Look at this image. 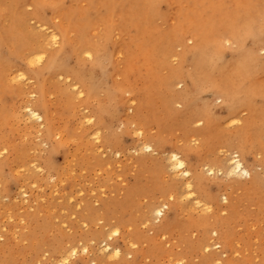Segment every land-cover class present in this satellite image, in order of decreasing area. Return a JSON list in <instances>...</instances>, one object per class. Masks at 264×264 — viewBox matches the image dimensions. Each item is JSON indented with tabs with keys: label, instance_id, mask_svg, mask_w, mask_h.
I'll return each instance as SVG.
<instances>
[{
	"label": "rangeland",
	"instance_id": "obj_1",
	"mask_svg": "<svg viewBox=\"0 0 264 264\" xmlns=\"http://www.w3.org/2000/svg\"><path fill=\"white\" fill-rule=\"evenodd\" d=\"M57 30L61 42L46 44ZM0 34V262L52 264L78 249L68 264H264V0H0ZM233 100L252 104L238 124ZM139 131L158 153L134 151ZM176 151L206 178L195 197L209 212L184 200L166 162ZM236 155L256 182L217 172ZM109 235L119 258L101 252ZM202 238L219 245L199 250Z\"/></svg>",
	"mask_w": 264,
	"mask_h": 264
},
{
	"label": "bare ground",
	"instance_id": "obj_2",
	"mask_svg": "<svg viewBox=\"0 0 264 264\" xmlns=\"http://www.w3.org/2000/svg\"><path fill=\"white\" fill-rule=\"evenodd\" d=\"M45 27V26H44ZM60 31H56V33L54 32V31H51L50 32V34H49V36H48V39H46V41L44 40V42H46V44H51L52 46H56L57 44H59L60 42H61V40H60V37H62V35L59 33ZM48 33V32H47ZM239 34V31L238 30H234L231 34H232V37L235 39V38H237V39H240V38H242V36H236V34ZM224 36H226V35H224ZM2 34H0V42L1 43H3V39H2ZM53 37H55V39H53ZM179 39V38H178ZM227 39H228V37H227ZM254 39V38H253ZM179 41V40H178ZM182 40H180V42H181ZM43 42V43H44ZM42 43V44H43ZM199 43V41L197 40V44ZM196 44V45H197ZM256 45H257V43H256ZM70 48H71V46H69V45H66V46H64L63 45V48L62 49H65V50H68V51H70ZM200 49H201V47H198V48H193V49H190V53L191 54H193V56H194V59L196 58V62H198L199 63V61L198 60H200V56H199V54H202L201 52H200ZM87 53H89L90 54V52H87ZM212 53H216L215 55H217L219 52L217 51V49H216V47H215V50H211L210 48L207 50V51H205L204 53H203V55H204V57H206V56H208V57H212V56H214ZM234 54V53H233ZM30 55L28 54L26 57H24V59H26V60H28V57H29ZM46 59V50H41V51H39L38 52V54H37V57H36V61L35 62H31V64L32 65H36V64H42L43 62H44V60ZM191 59V58H190ZM218 61V60H217ZM189 63H190V60H189ZM258 64H259V66H261V67H263L264 68V63L263 62H261V61H259L258 62ZM222 65V64H221ZM51 66H52V61H51V59L49 58L48 60H47V62H46V64L44 65V67L41 69V70H39V71H41V75H40V78H43V76H45V77H48V75H49V73H47V72H49V70H50V68H51ZM220 66V65H219ZM94 74V73H93ZM22 76H23V74H22ZM21 78H24V77H21V75L19 74V75H17V76H14L13 77V79L11 78V80L12 81H14V82H16V81H19V82H21V80H23V79H21ZM44 79V78H43ZM48 79V78H47ZM189 80V79H188ZM45 82V81H44ZM188 82V81H187ZM189 85V84H188ZM190 85H192V84H190ZM248 87V86H247ZM41 89V88H40ZM74 90H79L78 88H77V86L75 85L74 86ZM190 90V89H189ZM193 91V90H192ZM212 92L213 93H215L216 95L217 94H223L224 95V93H225V90H222V89H220V88H216V87H213L212 88ZM250 92V91H249ZM253 92V91H252ZM40 94V93H39ZM194 94V93H193ZM252 94V93H251ZM247 96V95H246ZM243 103V102H242ZM249 104H241V101L239 100V101H237V100H233L232 101V103L230 104V105H226L227 106V109H228V111H230V110H233V112L231 111V113L230 114H227V115H230V116H234L232 119H230L231 120V123L232 124H238L239 122H240V120H239V118H241V114H243L244 112H246V110L249 108V107H251L252 106V104L250 103V102H248ZM43 105V104H42ZM251 105V106H250ZM244 106V107H243ZM133 105L131 106V110H133ZM44 108V107H43ZM247 108V109H246ZM25 112H26V115L28 116V118H29V121H32L33 123H35V124H37V125H39L40 127L41 126H43V124H45L46 122H47V119H46V116H45V113L44 112H42V109L41 108H37V107H33V106H25ZM209 113V112H208ZM102 114V113H101ZM101 114H98V116L100 117V115ZM248 114V113H247ZM236 115V116H235ZM213 115H211L210 116V113H209V115L207 116V118L205 119L206 121L207 120H210V119H212L213 117H212ZM192 117L193 118H195L194 117V115H192ZM199 120H202V118H201V115H198L197 114V116H196ZM250 119V118H249ZM195 120V119H194ZM204 120V119H203ZM88 121V120H87ZM90 121V120H89ZM198 121V120H197ZM234 121H235V123H234ZM194 123V122H193ZM197 123V122H196ZM250 123V121H248V124ZM38 126V127H39ZM260 127H262V126H260ZM210 131V130H209ZM41 132V131H40ZM44 134H46L48 137H51V133H50V131H46L45 130V132H44ZM138 143H137V147L138 148H136L134 151L135 152H140V153H142V152H145V153H147V154H149V155H151L152 156V154L154 153V152H156V153H158L157 151V149L155 148V146L154 145H152V143L150 142V141H145L144 140V134H143V132L142 131H139L138 133ZM255 134V133H254ZM253 136V135H252ZM261 136V135H260ZM99 136H97V138H98ZM99 139V138H98ZM257 142H259V141H257ZM248 148V147H247ZM248 150V149H247ZM262 150V149H261ZM119 152V151H118ZM171 153H173V152H171ZM180 154V153H179ZM179 154H177V151H176V153H173L171 156H169L168 158H167V161L166 162H169V166L168 167H170L169 169L172 171V174L176 177L177 176V178L179 177L180 179H182L181 180V184L182 185H184L185 186V194H184V196H183V198H184V200L185 201H194L193 203H195L198 207H200V208H202L204 211H207V212H209L211 209H210V205H208L207 203H203V201L202 200H199L197 197H195V195H196V192L197 191H202V192H204L205 191V189H206V186L208 185V183H206L207 182V180H206V178L204 177V175L202 174V173H199V174H197V175H195V176H193V177H191V170H190V168H189V166H188V162H187V159L186 158H184V157H181ZM234 154H236V153H234ZM257 154V153H256ZM116 155H117V153H116ZM169 155V154H168ZM201 155V154H200ZM173 156H175L177 159L176 160H173ZM201 157V156H200ZM201 158H203V157H201ZM251 158V157H250ZM207 159V158H206ZM204 160V159H203ZM207 161V160H206ZM200 162V161H199ZM228 162V161H227ZM54 163V162H53ZM177 163H179V164H182L183 165V167H177ZM229 163V162H228ZM195 165H196V163H195ZM194 165V166H195ZM208 165V163L206 164V166ZM215 166V165H214ZM257 168V167H256ZM255 168V169H256ZM258 168H260V167H258ZM167 169V168H166ZM168 169V170H169ZM217 169V172L219 173V172H225V174L226 175H228L227 177H229V178H234V177H236V178H238V179H241V180H247V179H249L251 182L252 181H254V182H256L257 181V178H258V174L257 173H255L253 170V168H251V167H249L248 166V164H246L245 163V161H244V159L243 158H241V156L240 155H236V157H232V159L230 160V163H229V167L227 166L226 168H223V167H218V168H216ZM216 169H214V168H212V167H209V168H207V172L209 173V174H211V175H213V174H215L216 172ZM264 169V168H263ZM262 169V170H263ZM14 170V169H13ZM42 170V169H41ZM204 170V169H203ZM224 170V171H223ZM40 171V170H39ZM199 171V170H198ZM206 171V170H205ZM45 172V171H44ZM185 172H187L188 173V175L187 176H185L183 173H185ZM193 172V171H192ZM14 173V172H13ZM16 175H20V174H16ZM56 175V174H55ZM224 175V174H223ZM58 176V175H57ZM51 177V176H50ZM54 177V176H53ZM154 177V176H153ZM150 178H151V176H150ZM55 179V178H54ZM152 179V178H151ZM52 180H53V178H52ZM50 181H51V179H50ZM154 182V181H153ZM150 184V183H149ZM195 185V186H194ZM24 186V185H23ZM154 186V185H153ZM151 187V186H150ZM196 187V188H195ZM235 187V186H234ZM24 188V187H23ZM230 188V187H229ZM139 189V188H138ZM138 189H135L132 193H131V197H132V195H134V194H138V193H144V192H147L148 190L147 189H142L141 191L140 190H138ZM141 189V188H140ZM152 189V188H151ZM198 189V190H197ZM19 194V193H18ZM22 195H23V197H25L27 194H26V191H24L23 190V192H22ZM222 196L224 197H222L223 199H224V201L225 202H227L228 200H229V197L228 196H226V195H224V194H222ZM177 197V196H176ZM172 198V197H171ZM179 198H180V196H179ZM27 200V199H26ZM181 201H182V198H181ZM22 202V201H21ZM164 202V201H163ZM223 202V201H222ZM24 203V202H23ZM184 204L185 205H183V204H179L178 205V207H179V209L182 211V212H185V210H183V209H185V208H188L189 209V205H187V203H185L184 202ZM189 204V203H188ZM212 207H213V205H212ZM167 208V204H163L161 207H152L150 210H153V214L156 216V218L157 219H161L163 216H164V214H165V209ZM189 211V210H188ZM211 222V221H210ZM221 222V221H220ZM171 224L172 223H166L165 222V224L164 225H161V226H159L158 228L160 229H165L166 227H168V226H171ZM216 224V223H215ZM214 224V225H215ZM207 223L206 224H204V225H202V227L204 228V231L206 232L207 231V234H209V235H211V236H218V230H217V227L219 226H217V227H215V229L213 228L212 230H210V232H208V230H206L207 228ZM114 231H112V232H110V233H113L114 235H118L119 234V231L118 230H115V229H113ZM42 232V231H41ZM44 232V231H43ZM113 234H110V235H113ZM110 235L108 236V238L107 239H105L103 242H105V245L101 248V252H103V253H105V254H107V256L110 258V259H114V258H119L121 255H123V252H122V250H121V248H117V245H116V247H112V244L111 243H109L108 242V240H111L112 239V237H110ZM210 236V237H211ZM209 237V238H210ZM42 238H43V244H45V245H47L48 247H51L52 246V244H53V242L52 241H50L49 239H48V237H46V236H43L42 235ZM201 239V238H200ZM127 242H130V241H128V239H127ZM92 243V242H91ZM95 243V242H94ZM128 244V243H127ZM82 245V244H81ZM219 245V243H215V244H212V245H209L208 243H206V240L204 239V238H202V240L201 241H199L198 243H196L195 244V247L196 248H198L199 250L201 249V250H203V251H205V252H207V251H209V249L212 247V248H214V247H216V246H218ZM36 246V248L38 247V244L37 245H35ZM41 246V248H42V245H40ZM133 246V245H132ZM127 247V246H126ZM218 248V247H217ZM72 249V248H71ZM49 250V249H48ZM82 250H83V253H85V252H87L89 249H88V247L87 246H84L83 245V248H82ZM125 250V249H124ZM51 251V250H50ZM77 251H78V249H72V251H70V252H63V250H62V252H61V258H62V261L59 263V262H52V264H68V262L69 261H71L70 260V258L73 256V255H77ZM91 251V250H90ZM196 251V250H195ZM237 251V250H236ZM52 252V251H51ZM50 252V253H51ZM82 252V251H81ZM100 252V251H99ZM200 252V251H199ZM235 252V251H234ZM79 253V252H78ZM223 253V252H222ZM201 254V253H200ZM226 254V253H225ZM88 255V254H87ZM97 255V254H96ZM232 255H234V253L232 254ZM30 256V255H29ZM88 258V257H87ZM60 259V258H59ZM53 260V259H52ZM87 261V260H86ZM207 261L209 262V260L207 259ZM168 262V261H167ZM174 263V262H173ZM0 264H16L15 263V261L14 260H11V259H9V258H7V260H5V261H1L0 262Z\"/></svg>",
	"mask_w": 264,
	"mask_h": 264
},
{
	"label": "snow or ice",
	"instance_id": "obj_3",
	"mask_svg": "<svg viewBox=\"0 0 264 264\" xmlns=\"http://www.w3.org/2000/svg\"><path fill=\"white\" fill-rule=\"evenodd\" d=\"M53 39H55V37H53ZM234 123H235V121H234ZM177 158L175 157V156H173V160H176ZM177 167H183V165L182 164H179V163H177ZM185 176H187L188 175V173L187 172H185V173H183Z\"/></svg>",
	"mask_w": 264,
	"mask_h": 264
}]
</instances>
